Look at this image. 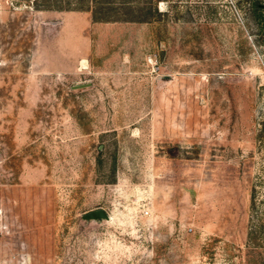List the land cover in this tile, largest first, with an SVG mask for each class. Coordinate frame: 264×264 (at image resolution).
Returning a JSON list of instances; mask_svg holds the SVG:
<instances>
[{
  "label": "rangeland",
  "instance_id": "obj_1",
  "mask_svg": "<svg viewBox=\"0 0 264 264\" xmlns=\"http://www.w3.org/2000/svg\"><path fill=\"white\" fill-rule=\"evenodd\" d=\"M127 1L0 0V264H264V0Z\"/></svg>",
  "mask_w": 264,
  "mask_h": 264
},
{
  "label": "trees",
  "instance_id": "obj_2",
  "mask_svg": "<svg viewBox=\"0 0 264 264\" xmlns=\"http://www.w3.org/2000/svg\"><path fill=\"white\" fill-rule=\"evenodd\" d=\"M29 1V0H28ZM61 0H30L34 8L40 9H83V1L86 0H64V4H60ZM93 5L90 7L92 19L108 20V19H126V20H145L150 12V6L147 8H137L134 13L133 7L127 0H91ZM119 3V4H116ZM122 5L121 9L120 6ZM142 9H145L142 11ZM131 13V14H130Z\"/></svg>",
  "mask_w": 264,
  "mask_h": 264
},
{
  "label": "water",
  "instance_id": "obj_3",
  "mask_svg": "<svg viewBox=\"0 0 264 264\" xmlns=\"http://www.w3.org/2000/svg\"><path fill=\"white\" fill-rule=\"evenodd\" d=\"M83 219H107L108 213L101 207L89 209L81 214Z\"/></svg>",
  "mask_w": 264,
  "mask_h": 264
},
{
  "label": "bare ground",
  "instance_id": "obj_4",
  "mask_svg": "<svg viewBox=\"0 0 264 264\" xmlns=\"http://www.w3.org/2000/svg\"><path fill=\"white\" fill-rule=\"evenodd\" d=\"M110 218H111V216L108 214V219H110ZM108 219H107V220H108Z\"/></svg>",
  "mask_w": 264,
  "mask_h": 264
}]
</instances>
